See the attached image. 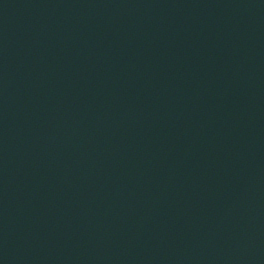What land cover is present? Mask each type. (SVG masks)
Listing matches in <instances>:
<instances>
[{
  "label": "water",
  "instance_id": "1",
  "mask_svg": "<svg viewBox=\"0 0 264 264\" xmlns=\"http://www.w3.org/2000/svg\"><path fill=\"white\" fill-rule=\"evenodd\" d=\"M219 264H264V0H209Z\"/></svg>",
  "mask_w": 264,
  "mask_h": 264
}]
</instances>
